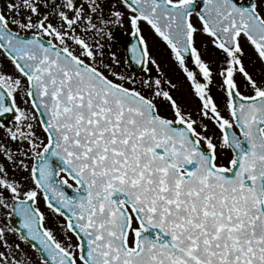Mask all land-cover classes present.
<instances>
[{"label":"snow or ice","instance_id":"1","mask_svg":"<svg viewBox=\"0 0 264 264\" xmlns=\"http://www.w3.org/2000/svg\"><path fill=\"white\" fill-rule=\"evenodd\" d=\"M0 264H264V0H0Z\"/></svg>","mask_w":264,"mask_h":264},{"label":"flooded vegetation","instance_id":"2","mask_svg":"<svg viewBox=\"0 0 264 264\" xmlns=\"http://www.w3.org/2000/svg\"><path fill=\"white\" fill-rule=\"evenodd\" d=\"M125 39H126V37H125ZM120 47L122 48V45H120Z\"/></svg>","mask_w":264,"mask_h":264},{"label":"water","instance_id":"3","mask_svg":"<svg viewBox=\"0 0 264 264\" xmlns=\"http://www.w3.org/2000/svg\"><path fill=\"white\" fill-rule=\"evenodd\" d=\"M123 46V45H122Z\"/></svg>","mask_w":264,"mask_h":264}]
</instances>
